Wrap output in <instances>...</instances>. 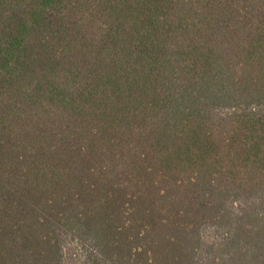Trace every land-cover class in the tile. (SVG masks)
<instances>
[{
  "label": "trees",
  "instance_id": "trees-1",
  "mask_svg": "<svg viewBox=\"0 0 264 264\" xmlns=\"http://www.w3.org/2000/svg\"><path fill=\"white\" fill-rule=\"evenodd\" d=\"M0 264H264V0H0Z\"/></svg>",
  "mask_w": 264,
  "mask_h": 264
}]
</instances>
